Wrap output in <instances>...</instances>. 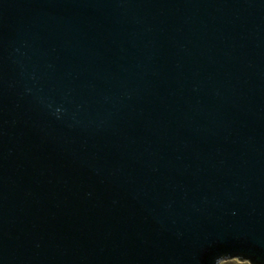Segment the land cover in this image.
Wrapping results in <instances>:
<instances>
[{"label":"water","instance_id":"1","mask_svg":"<svg viewBox=\"0 0 264 264\" xmlns=\"http://www.w3.org/2000/svg\"><path fill=\"white\" fill-rule=\"evenodd\" d=\"M264 264V0H0V264Z\"/></svg>","mask_w":264,"mask_h":264},{"label":"rangeland","instance_id":"2","mask_svg":"<svg viewBox=\"0 0 264 264\" xmlns=\"http://www.w3.org/2000/svg\"><path fill=\"white\" fill-rule=\"evenodd\" d=\"M222 264H251L248 261H231V262H222Z\"/></svg>","mask_w":264,"mask_h":264}]
</instances>
